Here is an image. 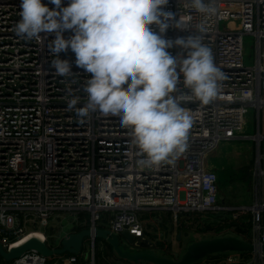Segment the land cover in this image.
<instances>
[{"label": "built area", "instance_id": "2783aa9c", "mask_svg": "<svg viewBox=\"0 0 264 264\" xmlns=\"http://www.w3.org/2000/svg\"><path fill=\"white\" fill-rule=\"evenodd\" d=\"M206 2L214 8L212 13L196 11L190 0H169L165 11L187 29L170 28L166 38L195 34L211 49L222 73L217 96L208 104L195 99L183 104L192 117L185 151L172 163L148 166L141 163L143 154L117 118L99 112L85 119L77 115L76 109L87 102L90 75L75 65V54L61 53V59L72 62L74 74H54L55 57L48 45L55 37H18L14 28L20 19L19 0H0V243L6 251L36 232L42 233V242L50 249L60 248L51 245L44 232L34 231L36 226L49 229L59 213L86 219L85 225L75 227L91 231L85 242L92 249L89 264H95L97 229L117 236L128 232L135 242L146 240L147 214L169 216L179 224L186 215L235 210L237 220L251 212L248 242L264 246L260 197L251 209L222 205L218 173L208 165L220 144L242 139L249 111L259 114L264 108V0ZM71 35L65 33L66 38ZM247 36L255 40L257 52L252 67L244 65ZM169 51L177 56L182 49ZM187 91L181 75L174 94ZM73 97L79 101L69 109L67 102ZM253 139L257 166L264 175V137L258 134ZM230 230L236 234L235 227ZM228 235L237 237L219 236ZM83 259V250L50 258L31 251L11 264H82ZM219 262L264 264V255L229 253Z\"/></svg>", "mask_w": 264, "mask_h": 264}, {"label": "clouds", "instance_id": "9594fccd", "mask_svg": "<svg viewBox=\"0 0 264 264\" xmlns=\"http://www.w3.org/2000/svg\"><path fill=\"white\" fill-rule=\"evenodd\" d=\"M200 13H212L206 0H190ZM169 0H19L20 19L14 31L22 39L54 36L48 45L55 57L54 74H74L72 62L61 59L69 50L85 70L87 102L76 109L85 119L99 112L117 118L143 154L141 163H172L187 147L192 117L183 106L193 99L210 103L222 73L211 49L198 35L167 39L170 28L187 27L172 12ZM49 4L55 7H49ZM154 26V27H153ZM71 32L70 37L65 33ZM180 48L173 56L170 49ZM182 75L187 93L177 96ZM79 97L68 100L75 108Z\"/></svg>", "mask_w": 264, "mask_h": 264}, {"label": "rangeland", "instance_id": "374dc122", "mask_svg": "<svg viewBox=\"0 0 264 264\" xmlns=\"http://www.w3.org/2000/svg\"><path fill=\"white\" fill-rule=\"evenodd\" d=\"M222 28V27H221ZM244 65L246 67H252L254 61L256 60V47L255 40L252 37L244 38ZM256 110L251 109L246 118L247 127L245 132L242 134V139L235 140L228 143H222L219 145L217 151H215L208 159V165L214 169L220 178V203L228 208L232 209H241V208H253L257 205V198L259 197V188L262 186L264 181V175H261V172L257 166L256 161V152L257 144L253 139L257 135V131H254V128L257 125V116L255 113ZM260 129L264 132V108L261 112L260 117ZM259 126V123H258ZM264 135V134H263ZM264 137V136H263ZM246 138V139H243ZM264 147V143H263ZM234 213L238 211H226L221 214L213 213H203L201 216H204L207 220H196L195 217L199 214L193 215V219L188 221L182 230L181 241H178V237L174 236L172 244L168 245V226L163 225L162 221L169 220L168 217L163 220L159 214L156 216H151L150 218V228L148 232L150 233L149 240L157 246V248L162 249L158 251V255H165L179 259L185 252L187 246L195 241H202L213 239V235H216L215 231H208L206 234H201V229L207 225L216 222V219H219L217 225H222L226 221L231 222L235 219L233 218ZM251 213V212H249ZM210 219V220H208ZM170 221L172 219L170 218ZM169 221V224H172ZM86 219H83L81 216L72 214V213H59L56 219L53 220L52 226L49 229H44L40 226H36L34 229L37 231L44 232L49 236V243L51 245H60V241L74 228V224L85 225ZM174 223V222H173ZM180 224H175V227H180ZM232 224V223H230ZM173 226V224H172ZM216 229L219 226H214ZM171 228V227H170ZM213 228V227H212ZM233 228V227H231ZM230 228H226L223 234L237 235L235 233H230ZM178 233V230H177ZM252 233V231H251ZM250 233V234H251ZM173 234V233H172ZM226 234V235H225ZM232 236V235H228ZM176 238V239H175ZM87 243L85 244L86 247ZM89 246V243H88ZM87 246V248H88ZM172 246V247H171ZM125 248V245H124ZM168 249H170L168 251ZM91 254V246L89 247ZM168 252V253H167ZM95 263L96 264H108V256L106 253V244L101 240L97 239L96 249H95ZM86 260L88 259V254L85 255ZM222 259L217 260H208L214 264H224L219 262ZM110 261V260H109ZM217 261V262H216ZM3 260L0 258V264ZM114 263V262H112ZM205 264V263H200Z\"/></svg>", "mask_w": 264, "mask_h": 264}, {"label": "water", "instance_id": "95a60500", "mask_svg": "<svg viewBox=\"0 0 264 264\" xmlns=\"http://www.w3.org/2000/svg\"><path fill=\"white\" fill-rule=\"evenodd\" d=\"M90 237V230L77 231L74 227L70 234L60 241V248L57 249H50L45 243L36 238L29 239L26 243L10 251H6L0 243V258L11 264L31 251L37 252L46 258L78 255L82 252L86 240ZM95 237L101 239L111 249L117 264H209L208 259L210 257L221 254H255L261 252L264 255V246L259 248L248 241L232 236L192 242L177 260L167 255L159 256L157 253L160 249L155 244L149 240L135 242L134 237L128 232L117 236L109 231L97 229ZM178 241H181V233L178 235Z\"/></svg>", "mask_w": 264, "mask_h": 264}, {"label": "trees", "instance_id": "16d2710c", "mask_svg": "<svg viewBox=\"0 0 264 264\" xmlns=\"http://www.w3.org/2000/svg\"><path fill=\"white\" fill-rule=\"evenodd\" d=\"M218 176H219V174H218ZM219 185H220V178H219ZM220 188H221V186H220ZM220 192H221V189H220ZM192 219H193V216L186 215L184 218V221L181 220L182 221L181 224L185 227L186 223L188 221H191ZM195 219L196 220H202V221L207 220L204 216H201V214H199V216L195 217ZM208 220H210V219H208ZM217 222H219V219H216V222H214V223L207 224L204 227V229L203 228L201 229L200 233L206 234V233H208V231H215L216 235L219 236L220 234L224 233V230H226V228L235 227L236 228V234L238 237H240L246 241L250 240V238H251L250 233L252 231V214L251 213H247L246 215H240L237 220H234L231 222L226 221L222 225H217L218 224ZM230 223H232V224H230ZM214 226H219V227L214 229L215 228ZM34 231H37V229H35ZM243 255L244 256H250L251 254H243ZM225 256H226V254H221V255L214 256V257H210L209 259L210 260H217V259L225 258ZM1 264H9V263H6L3 261V262H1ZM82 264H89V263L87 262V260L83 259Z\"/></svg>", "mask_w": 264, "mask_h": 264}, {"label": "crops", "instance_id": "0c3cea01", "mask_svg": "<svg viewBox=\"0 0 264 264\" xmlns=\"http://www.w3.org/2000/svg\"><path fill=\"white\" fill-rule=\"evenodd\" d=\"M263 98H264V94H263ZM261 112H262V110L259 112V114L257 113V111H255V113H256V116H257V125H256V127L254 128V131L256 130L257 131V134H255V135H261V136H264L263 134H264V132L262 131V129H260V117H261ZM258 123H259V126H258ZM256 161H257V158H256ZM210 166V165H209ZM259 197H260V199L262 200V203H264V181H263V183H262V186L259 188ZM160 215V214H159ZM152 216H156V215H152ZM161 217H163V220L165 219V218H167L168 217V219L169 220H166V221H162L163 222V225H166V226H168V230H169V234H168V245L167 246H170V244H172V241H173V239H174V236H176V237H178V235H179V233H181V236H182V230L184 229V226L182 225V224H180V227H179V229H178V227H175V225H174V223H173V221H170V217L169 216H162V215H160ZM151 217V215H145V219H144V222H145V224H146V227H147V232H146V240H149V238L148 237H150V233L148 232V228H150V224H149V222H150V218ZM148 220V221H147ZM169 221L173 224V226H172V224H169ZM182 221H184V220H182ZM181 221V222H182ZM180 222V223H181ZM74 227H75V224H74ZM171 227V228H170ZM182 229V230H181ZM177 230H178V233H177ZM173 233V234H172ZM237 236V235H236ZM219 237H222V236H219ZM238 237V236H237ZM213 238H216V237H213ZM238 238H240V237H238ZM176 239V238H175ZM150 241V240H149ZM151 242V241H150ZM85 246V245H84ZM87 246H88V243H87V245H86V247H83V254H84V260H86V257H85V255L86 254H88V259H87V262L89 263L90 262V256H91V254H90V250H89V246H88V248H87ZM172 247V246H171ZM107 248V247H106ZM162 250V249H161ZM170 249H168V251H169ZM171 251V250H170ZM107 252V251H106ZM168 253V252H167ZM165 255H167V254H165ZM107 256H108V258L109 259H107L108 261V264H117V261H116V258H115V256H114V254H113V252L111 251V253L109 252V253H107ZM168 256V255H167ZM170 257V256H169ZM110 260V261H109ZM112 262H114V263H112ZM96 264V263H95Z\"/></svg>", "mask_w": 264, "mask_h": 264}, {"label": "bare ground", "instance_id": "6f19581e", "mask_svg": "<svg viewBox=\"0 0 264 264\" xmlns=\"http://www.w3.org/2000/svg\"><path fill=\"white\" fill-rule=\"evenodd\" d=\"M32 238H36V239H38V240H40V241H43V239H44L42 233H40V232H36V233H33L31 236L27 237L26 240H23V241H22L19 245H17L16 247H18V246H20V245L26 243V241H28L29 239H32Z\"/></svg>", "mask_w": 264, "mask_h": 264}, {"label": "flooded vegetation", "instance_id": "af4514ba", "mask_svg": "<svg viewBox=\"0 0 264 264\" xmlns=\"http://www.w3.org/2000/svg\"><path fill=\"white\" fill-rule=\"evenodd\" d=\"M106 251H107L106 253H109V252L111 253V249L109 247L106 248Z\"/></svg>", "mask_w": 264, "mask_h": 264}]
</instances>
